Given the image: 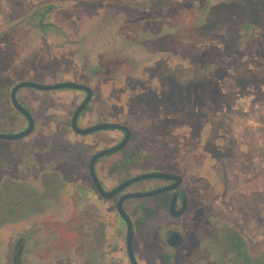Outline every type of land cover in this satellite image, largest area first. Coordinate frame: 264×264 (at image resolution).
I'll list each match as a JSON object with an SVG mask.
<instances>
[{
	"label": "rangeland",
	"instance_id": "374dc122",
	"mask_svg": "<svg viewBox=\"0 0 264 264\" xmlns=\"http://www.w3.org/2000/svg\"><path fill=\"white\" fill-rule=\"evenodd\" d=\"M166 1L171 5L153 0H0V133L25 126L8 98L15 82L86 84L92 98L79 125L117 121L132 131L125 151L132 152L133 159L125 167H119V152L99 158L109 167L99 169L100 175L105 170L106 188L141 172L179 175L181 189L195 205L181 217L191 256L216 263L224 234L232 230L245 242L249 257L262 259L264 22L252 5L264 0ZM175 4L182 7L176 9ZM16 98L33 115L36 129L22 139L0 141V146L9 143L36 151L32 143L40 131L46 124L61 130L57 120L72 112L83 92L20 88ZM120 138L118 130L59 132L69 164L68 170L62 166V174L68 178L73 172L80 187L71 211V181L64 185L60 264L76 263L70 251L76 242L79 263L92 262L87 251L92 199L86 193L92 195V190L85 163L91 151ZM72 148L77 149L76 172L69 168L75 161ZM161 182L144 179L126 190L142 191ZM146 199L125 200L133 217V205ZM75 206L78 240L72 233ZM105 215L110 262L128 264L114 200ZM37 238L32 236L31 244ZM138 241L139 235L136 248ZM31 247V263L39 264L38 246ZM151 256L152 251H146L149 261Z\"/></svg>",
	"mask_w": 264,
	"mask_h": 264
},
{
	"label": "flooded vegetation",
	"instance_id": "af4514ba",
	"mask_svg": "<svg viewBox=\"0 0 264 264\" xmlns=\"http://www.w3.org/2000/svg\"><path fill=\"white\" fill-rule=\"evenodd\" d=\"M86 106L82 109L76 119L79 127H82L78 123L79 116L85 110ZM30 115L33 120V128L27 135L36 129L34 117L31 113ZM70 115L71 113L69 115L62 116L60 121L57 120V122L61 123L56 124H59L62 127L61 130L63 131L67 130L72 135H80L71 130L69 125ZM23 119L25 121V128L27 121L24 117ZM50 121L55 122L56 120ZM99 122L113 121L101 120L95 123ZM44 128V131H40L42 135L38 136V140L32 143L36 146V151L27 150L25 146H18L15 148L9 143H7L6 146H0V264H36V262L31 263L30 250H32V245L34 247L35 245L38 246L39 264H42L41 262H43V264H60L63 257V248L60 246L61 243L58 236L61 233L60 228L63 221L62 196L64 185H68L71 181V205H68L71 207V211L74 206V197L78 196L80 187L77 178L72 176L73 172H71L72 174L69 172L70 177L68 178H64L62 174V166H65V168L67 167L68 170L69 164L67 161H64L63 154L65 153L61 148L62 143L59 139V132L61 130L50 129L47 124ZM103 130L106 131L115 129ZM119 132L121 133L122 138L123 133L121 131ZM92 133L84 135H90ZM131 137L132 131L130 130L128 141ZM121 138L113 145L117 144ZM0 141L10 140L0 139ZM32 144L30 149L33 146ZM126 144L119 150L110 153V155L116 152L120 153V168L125 167L128 159H133L130 155L132 152L130 153L125 151ZM107 147L109 146H103L91 151L87 156L85 163L87 180L92 190V195L90 194V191L86 192L92 199L87 210L91 223L87 233V236L90 239V245L87 248L89 253L88 258L92 260L89 264H112L109 256L107 255V245L105 244V230L107 228V225H105V213H107L110 207V200H114L115 209V203L118 197L124 192H128L126 190L127 186L114 194L112 197L104 198L97 193L91 183L87 171L88 160L92 154ZM75 152H77V149L72 148L70 157L71 159L74 158L75 161L70 162L69 167L71 171L75 170L74 172L78 169L77 154H75ZM100 157L94 160V173L102 189L104 191H109L120 181L110 188L105 187L103 180L105 170H103L102 175H100L99 169L100 167H106L108 170L109 167H107L105 159H99ZM73 178H75V180ZM157 180L162 182L151 187H147L142 191L163 187L173 183V180ZM182 182L183 177H181V181L174 189L148 196L145 201L135 203L133 205L135 208V217L132 216L133 212L131 213V211L126 208L127 201L125 202L124 200L122 202V208L127 213L132 225V250L137 264H207L202 262L199 258H197V256H191L189 252L190 248L186 245L188 234L184 228V220L181 217L195 205L194 203L192 204L189 196H187L181 189ZM173 194L175 195L173 200V212L180 209L182 206V198L184 199V210L178 216L172 215L168 210V204ZM200 201L202 205H204V197L202 200H198L199 207ZM73 211L76 212V214L72 216L75 220V225L72 227V233L76 235V240H78L79 220L77 206H75ZM116 216L118 217L117 212ZM118 218L120 219V217ZM120 222L124 228V253L127 263L130 264L125 247V225L122 220ZM174 232H176L181 238L179 243L176 245H172V239L168 241L170 235ZM35 234L38 236V240H33V244H31L32 236ZM137 235H139V243L136 248ZM224 238L225 244L221 252V257L215 259L216 263L211 264H264V258L256 259L254 257H249L245 249V242L235 231H226ZM148 250L152 251L150 261L146 257V251ZM70 251L72 259L76 261L75 264H80L79 257L81 254L78 249V242H76L75 245L71 244Z\"/></svg>",
	"mask_w": 264,
	"mask_h": 264
},
{
	"label": "water",
	"instance_id": "95a60500",
	"mask_svg": "<svg viewBox=\"0 0 264 264\" xmlns=\"http://www.w3.org/2000/svg\"><path fill=\"white\" fill-rule=\"evenodd\" d=\"M20 88H31L35 90H42V91H49V90H57V89H74V90H80L84 92V96L81 99V101L74 107V109L71 112L70 119H69V125L71 130L80 135L89 134L94 131L103 130V129H115L119 130L123 133V136L121 140L112 146H109L107 148H104L102 150H99L92 154L88 160L87 164V171L88 175L90 177L91 183L93 184L95 190L97 193L104 197V198H110L120 190L126 188L130 184H133L137 181L144 180V179H162V180H173V183L170 185H166L163 187L147 190V191H128L121 194L116 203H115V209L117 212L118 217L123 221L125 225V247H126V254L127 258L130 264H137L132 250V225L131 221L127 215V213L122 208V202L126 199L131 198H141V197H148L152 196L158 193L166 192L169 190L174 189L179 182L181 181V177L176 174H170V173H164V172H142L137 175H133L131 177H128L122 181H120L114 188H112L109 191H104L102 187L100 186L95 173L93 169V163L94 160L100 156L113 153L117 150H119L121 147H123L130 136V130L127 126L124 124L118 123V122H99L94 123L92 125L86 126V127H79L77 125L76 119L79 115V113L82 111V109L88 104L92 97V90L91 88L82 83L73 82V81H58L53 83H40V82H33V81H18L15 82L9 89L8 92V98L9 102L16 111H18L27 121L26 127L20 131L14 132V133H0V139H6V140H13V139H19L27 135L33 128V120L30 115V112L24 108L20 103L18 102L16 98V92ZM175 195H172V198L168 204V210L170 213L174 216L180 215L184 210V199L182 198V206L180 209L176 212H173V200ZM172 239V245H176L180 241V236L174 232L170 235L168 241Z\"/></svg>",
	"mask_w": 264,
	"mask_h": 264
},
{
	"label": "trees",
	"instance_id": "16d2710c",
	"mask_svg": "<svg viewBox=\"0 0 264 264\" xmlns=\"http://www.w3.org/2000/svg\"><path fill=\"white\" fill-rule=\"evenodd\" d=\"M155 2H158L160 5L162 4H166V5H171V3H168V1L166 0H153ZM243 1V0H242ZM254 1V0H253ZM162 3V4H161ZM244 4L246 5V3L244 2ZM174 8H181L182 5H179V4H175V5H172ZM253 7H257L258 8V14H259V17L261 19L262 22H264V3L262 1H259L257 4L255 5H252ZM247 7H248V4H247ZM252 7V8H253ZM128 160H132L131 158L128 159Z\"/></svg>",
	"mask_w": 264,
	"mask_h": 264
}]
</instances>
